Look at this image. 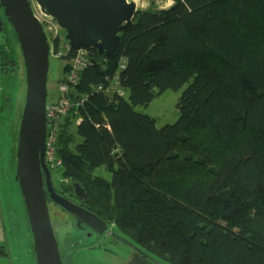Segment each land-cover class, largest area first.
Returning <instances> with one entry per match:
<instances>
[{
  "label": "trees",
  "instance_id": "16d2710c",
  "mask_svg": "<svg viewBox=\"0 0 264 264\" xmlns=\"http://www.w3.org/2000/svg\"><path fill=\"white\" fill-rule=\"evenodd\" d=\"M173 1L139 9L112 57L87 50L81 120L64 119L49 169L161 264H264V0ZM114 73L124 96L94 89ZM166 89L179 114L157 127L135 107Z\"/></svg>",
  "mask_w": 264,
  "mask_h": 264
},
{
  "label": "water",
  "instance_id": "95a60500",
  "mask_svg": "<svg viewBox=\"0 0 264 264\" xmlns=\"http://www.w3.org/2000/svg\"><path fill=\"white\" fill-rule=\"evenodd\" d=\"M38 11L55 21L71 49H95L102 58L112 57L120 46L121 33L134 24L139 9L132 0H34ZM0 52L9 49V26L18 42L24 69L25 92L15 150V175L32 237L35 264H62L50 222L47 199L93 234L112 231L106 221L57 193L50 180L45 153V109L50 46L42 22L30 0H0ZM7 104L9 97L2 96ZM6 109H10L7 105ZM78 197H85L78 183ZM146 256L141 250L137 249Z\"/></svg>",
  "mask_w": 264,
  "mask_h": 264
},
{
  "label": "rangeland",
  "instance_id": "374dc122",
  "mask_svg": "<svg viewBox=\"0 0 264 264\" xmlns=\"http://www.w3.org/2000/svg\"><path fill=\"white\" fill-rule=\"evenodd\" d=\"M30 1L34 12L41 15L34 0ZM132 1L136 3L137 9L142 10L165 9L174 2L173 0ZM0 17H4L2 9H0ZM44 25L46 33L50 34L49 32L54 31L53 26L48 21H45ZM7 28L11 36L9 37V43H11L15 36L11 28L9 26ZM14 42L17 47V56L10 54L9 59L16 58L17 64H19V68H16L17 74L10 73L8 77L0 74V108L5 104L3 105L5 110L0 109V211L3 216V224L6 226L8 243L11 244L13 242L14 245L15 254L11 256L12 264H35L27 216L19 186L14 180V170L11 168L14 151L16 150L18 123L25 92L22 58L16 40ZM64 42L63 38L61 45ZM4 53L0 52V56L4 55ZM5 58V61H8V58ZM65 66L62 58H55L49 55L47 101L55 97L57 82L62 79L65 73ZM181 91L182 89L177 91L166 89L147 106H136L135 110L151 116L155 120L157 127L173 123L178 118L179 113L176 104ZM2 96L9 97L10 101L6 104ZM7 105L10 106V109H6ZM95 174L107 179L110 178V174L102 168L96 169ZM48 211L62 264H134V262L128 263L131 255L133 253L141 255L137 250L139 248L130 241L125 243L118 239L113 240L110 236H101L98 240L88 239L85 243L86 245H74L72 241L76 238L73 236L74 232L68 217L58 211L53 205L49 206ZM110 229L114 231L112 227ZM146 258L156 264H161L149 255Z\"/></svg>",
  "mask_w": 264,
  "mask_h": 264
},
{
  "label": "built area",
  "instance_id": "2783aa9c",
  "mask_svg": "<svg viewBox=\"0 0 264 264\" xmlns=\"http://www.w3.org/2000/svg\"><path fill=\"white\" fill-rule=\"evenodd\" d=\"M40 13V12H39ZM42 22L44 30L46 29L44 23L48 21L54 28L53 32L46 33L48 43L50 46L49 55L55 58H62L64 64L68 65V69L64 73L62 79L58 81L56 87V94L53 99L46 102L45 109V153L44 160L48 168L54 169L59 167L60 159L56 157V142L60 133L61 126L66 117L71 118L73 125L78 124L81 120L78 108L82 106L86 99L85 94H78L77 85L80 75L84 68L89 64L86 49H76L70 58H67L69 51L72 50L66 42L62 45L63 37L60 29L55 21L44 15L35 13ZM46 32V30H45ZM58 38L57 47L54 42ZM125 60H119L118 69L124 67ZM104 85H98L94 89L103 91L104 93L113 96H124L125 90L120 86L118 74L114 73L111 77L105 78Z\"/></svg>",
  "mask_w": 264,
  "mask_h": 264
},
{
  "label": "flooded vegetation",
  "instance_id": "af4514ba",
  "mask_svg": "<svg viewBox=\"0 0 264 264\" xmlns=\"http://www.w3.org/2000/svg\"><path fill=\"white\" fill-rule=\"evenodd\" d=\"M8 34H9V37H11L10 33H8ZM14 40H16V39L14 38L13 41L11 43H9V49L6 51L7 55L4 54L5 57H8L7 60H10V63H9V61H5L6 58L1 61L2 63H6V62L7 63L5 64L4 67H2L5 70L3 72H1L2 70H0V74L1 75L2 74L6 75L7 77L10 76V73H13L14 75H16L17 74L16 68H19V64H17L16 58H12V60L9 59L10 54H13V55L17 56V51H16L17 47H16V44H15ZM17 44H18V42H17ZM18 48H19V46H18ZM12 61H14V62H12ZM3 105H5V104H3ZM3 105L0 108L1 110H5V106H3ZM16 141H17V138H16ZM15 161H16V159H15V151H14V159L12 161V167H11L14 170V174H15ZM49 172H50L51 184L53 185V187L55 188L57 193H59L60 195L64 196L65 198L69 199L73 203L84 207L83 206V201H84L85 197H83V198L82 197H78L74 193V191H73V194L63 193L59 189L58 181H57V178L55 177L53 171L49 169ZM47 204H48V208H49L50 205H53L56 209H58V211H61L63 214H65L68 217V220L70 221V225L72 226V231L74 232L73 236L76 238V239H73V241H72L74 243V245H81V244L86 245L85 243H86V241L88 239H92V240L96 239V240H98L99 237H101V236H110L109 234H106L105 232L100 234V235H96L95 236L93 234V231L90 228H88L87 226H84V225L76 226L75 220L72 217H70L67 213L62 211L60 208H58L55 204H53V202H51L49 199H47ZM111 239L114 240L115 238L111 237ZM32 251H33V249H32ZM33 256H34V252H33Z\"/></svg>",
  "mask_w": 264,
  "mask_h": 264
},
{
  "label": "crops",
  "instance_id": "0c3cea01",
  "mask_svg": "<svg viewBox=\"0 0 264 264\" xmlns=\"http://www.w3.org/2000/svg\"><path fill=\"white\" fill-rule=\"evenodd\" d=\"M6 235V226L3 224V216L0 211V264H12L11 256L15 254L13 242L9 244ZM131 262H134V264H156L139 253H133L131 255L128 263Z\"/></svg>",
  "mask_w": 264,
  "mask_h": 264
}]
</instances>
